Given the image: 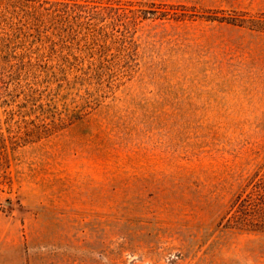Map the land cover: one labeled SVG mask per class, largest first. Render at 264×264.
<instances>
[{
	"label": "rangeland",
	"instance_id": "1",
	"mask_svg": "<svg viewBox=\"0 0 264 264\" xmlns=\"http://www.w3.org/2000/svg\"><path fill=\"white\" fill-rule=\"evenodd\" d=\"M261 186L264 0H0V264H264Z\"/></svg>",
	"mask_w": 264,
	"mask_h": 264
},
{
	"label": "trees",
	"instance_id": "2",
	"mask_svg": "<svg viewBox=\"0 0 264 264\" xmlns=\"http://www.w3.org/2000/svg\"><path fill=\"white\" fill-rule=\"evenodd\" d=\"M262 188H260L258 191H256L255 195H256V200H257V204H256V207H255V210L254 212L256 214H260L262 209H263V203H262V200L264 199V186H261ZM264 213V212H263ZM263 216V214H262ZM259 217V216H256V218ZM264 223V222H263Z\"/></svg>",
	"mask_w": 264,
	"mask_h": 264
}]
</instances>
